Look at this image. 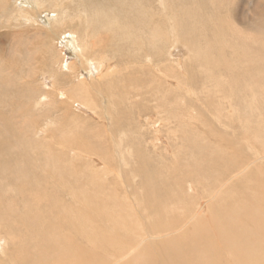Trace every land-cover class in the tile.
Listing matches in <instances>:
<instances>
[{
	"label": "rangeland",
	"instance_id": "374dc122",
	"mask_svg": "<svg viewBox=\"0 0 264 264\" xmlns=\"http://www.w3.org/2000/svg\"><path fill=\"white\" fill-rule=\"evenodd\" d=\"M0 67V264H24L40 241L61 243L43 264H163L151 234L185 203L200 202L205 218L211 196L230 189L225 203L264 212V159L249 148L264 149V0H0ZM221 149L241 152L233 163L256 160L242 174L218 164L222 182L203 185L208 197L175 186ZM167 179L182 204L150 206L149 189ZM38 214L68 222L41 238V224L26 222Z\"/></svg>",
	"mask_w": 264,
	"mask_h": 264
},
{
	"label": "bare ground",
	"instance_id": "6f19581e",
	"mask_svg": "<svg viewBox=\"0 0 264 264\" xmlns=\"http://www.w3.org/2000/svg\"><path fill=\"white\" fill-rule=\"evenodd\" d=\"M57 22V21H56ZM12 23V22H11ZM13 24V23H12ZM74 24V23H73ZM71 25V24H70ZM75 25V24H74ZM73 25V26H74ZM72 26V25H71ZM79 30V29H78ZM76 31V30H75ZM76 33V32H74ZM73 33V34H74ZM66 34V33H65ZM70 36V35H69ZM41 43V42H40ZM95 48V47H94ZM93 48V49H94ZM90 49V48H89ZM90 51V50H89ZM36 52V51H35ZM40 53V52H39ZM38 53V54H39ZM2 58V56H1ZM37 58V57H36ZM39 58V57H38ZM70 59V58H69ZM86 61L87 64H89V67H98L99 70L101 71V67H99L100 65L93 63L90 61ZM98 59V58H97ZM95 59V60H97ZM94 60V58H93ZM92 60V61H93ZM94 60V61H95ZM14 61V60H13ZM36 61V60H35ZM40 61V60H39ZM33 62V61H32ZM90 62V63H89ZM98 62V61H97ZM100 62V61H99ZM4 63V61H3ZM36 63V62H34ZM102 64V63H101ZM255 64V63H254ZM3 65V64H2ZM5 65V64H4ZM70 65V68H75L73 67L72 64H68ZM81 65V64H80ZM83 67V66H82ZM2 68V67H0ZM7 68V67H6ZM35 68V67H34ZM161 68V67H160ZM9 69V68H7ZM162 69V68H161ZM71 70V69H70ZM14 71V70H13ZM158 71V70H157ZM162 71V70H161ZM160 71V72H161ZM170 73V72H169ZM98 74V73H97ZM167 76V75H166ZM169 76H171V78L173 76H175L173 73H171ZM98 81H100V79L102 77L100 76H95ZM100 77V78H99ZM170 78V77H169ZM168 78V80H170ZM256 78V77H255ZM97 81V82H98ZM99 84V83H98ZM177 84V83H176ZM15 85V84H14ZM170 85V84H169ZM179 85V84H178ZM107 87V86H106ZM91 88V87H90ZM60 89V88H59ZM93 89V88H92ZM108 89V88H107ZM94 91V90H93ZM153 92V91H152ZM94 93V92H93ZM145 93V92H144ZM90 96V95H89ZM119 96V95H118ZM97 97V96H96ZM120 99V98H119ZM79 101V100H78ZM25 102V101H24ZM35 103V102H34ZM9 105V104H8ZM13 108V107H12ZM103 108V107H102ZM89 109V108H88ZM87 110V109H86ZM116 110V109H115ZM114 110V111H115ZM94 111V110H93ZM98 111V110H97ZM108 111V110H107ZM119 112V110H118ZM121 113V112H120ZM143 113V112H142ZM13 114V113H12ZM109 115V114H108ZM139 115H142L139 113ZM110 116V115H109ZM116 116V115H115ZM3 117V116H1ZM141 117V116H140ZM8 118V117H7ZM105 118V117H104ZM2 119V118H0ZM11 119V118H10ZM9 119V120H10ZM106 119V118H105ZM219 119V118H218ZM120 120V119H119ZM25 121V120H24ZM11 122V121H10ZM226 127L228 128V125L226 124ZM247 129V126H245V128ZM255 133H258V128L255 127ZM249 130V129H247ZM122 131V130H121ZM124 133V131L122 132ZM234 134L236 133V130L233 132ZM248 132L245 131V135ZM12 134V133H11ZM130 134V133H129ZM160 134V133H159ZM133 136V135H132ZM158 137V136H157ZM244 138H246L245 136H243ZM242 137V138H243ZM246 140V139H244ZM243 141V140H242ZM109 143V142H108ZM243 144V143H242ZM241 144V145H242ZM247 142H245L244 146H246ZM249 144V143H248ZM251 144V143H250ZM154 145V144H153ZM3 146V143H0V148ZM6 147V146H4ZM206 147V146H204ZM229 147V146H228ZM227 147V148H228ZM220 148V147H218ZM250 151L253 153L252 155H257L258 157H261V159H264V149L259 150L258 148H255L251 145H249ZM2 149H5L2 147ZM125 149V148H124ZM201 149V148H200ZM197 149L198 151H200V153H202V150ZM224 149V148H223ZM230 149V147H229ZM239 149V147H238ZM237 149V150H238ZM21 150V149H19ZM157 150V149H156ZM222 150V149H221ZM241 149H239L240 151ZM18 151V149H17ZM204 151V149H203ZM206 151V150H205ZM3 152V151H2ZM196 152V151H195ZM207 153V152H206ZM195 154V153H194ZM209 154V153H207ZM206 154V155H207ZM213 155V157L210 159V161L208 162V159H203L202 165H199L197 163H195L190 169H188V171L186 172V175H178L176 178H172L174 179L173 182L176 183L175 186L176 187H180V188H184V186H182L183 184L186 185L188 188H195L197 187L198 190L201 192V190H203L202 194L207 196V193H205L204 188H206V190H208V187H204L206 185H208L210 187V189L212 188V186H210V183H214L213 182V178H215V183L218 182H222V178L220 176V172L218 169V164L220 163H225L227 162L228 164L226 165L227 170H233V167L237 168V171L242 174L243 173V164L246 163H250L249 161H254L256 160V158H252L250 157V159L248 158V156L245 158L243 156H241L243 159V161H236V162H232L235 159H237L238 155H241V152L239 153L238 151L236 152H232L231 151L229 153L227 152H223V150L221 151V154L218 155L217 157V153H211ZM9 155V154H8ZM198 155V154H197ZM196 155V156H197ZM200 155V154H199ZM1 156V155H0ZM16 156V155H15ZM208 156V155H207ZM8 157V156H7ZM193 157V156H192ZM201 157V156H200ZM202 157L203 154H202ZM255 157V156H254ZM1 158H3L1 156ZM133 158V157H132ZM142 158V157H141ZM199 158V157H198ZM208 158V157H207ZM6 159V158H5ZM16 159V157H15ZM14 159V160H15ZM2 160V159H1ZM13 160V161H14ZM23 160V159H22ZM161 160V159H160ZM202 160V158H201ZM6 161V160H5ZM140 161V160H139ZM196 161V160H195ZM174 162V161H173ZM200 162V161H199ZM141 163V162H140ZM151 163V162H150ZM1 165V164H0ZM136 165V164H135ZM140 165V164H139ZM143 165V164H141ZM190 165V163H189ZM192 165V164H191ZM2 166V165H1ZM162 166V165H161ZM142 167V166H141ZM145 167V166H144ZM153 167V166H152ZM133 168V167H132ZM158 168V167H157ZM6 170V169H4ZM130 170V169H129ZM136 170V169H135ZM139 170V169H138ZM23 171V170H22ZM144 171V170H142ZM139 171V172H142ZM154 171V170H153ZM161 172V171H160ZM228 172V171H227ZM11 174V172H9ZM16 173V172H15ZM159 173V171H158ZM146 174V173H145ZM148 174V173H147ZM153 174V173H152ZM177 174V172H176ZM20 175V174H19ZM165 175V174H164ZM0 180L1 178H7L6 175H4L3 173H0ZM21 176V175H20ZM158 176V175H157ZM161 176V175H160ZM135 177V176H134ZM147 178V177H146ZM160 178V177H159ZM127 179V177H126ZM154 179V178H153ZM262 181H258V184H255L258 189H259V196L261 197V199L258 197V195H255L257 197L256 202H258L259 204H261L262 202L259 201H264V176L262 178ZM4 181V179H2ZM9 180V179H8ZM8 180L6 182H8ZM12 180V179H11ZM150 179L148 178V182L150 184ZM206 180V181H205ZM13 181V180H12ZM160 181H162V179L160 178ZM166 181L167 180H163L162 182V186L163 189L157 187L156 189L154 188H150L148 191V195H147V199L148 203L150 206L153 205L157 206L158 204H162L163 202H169V201H174L175 202V197L180 194H175L174 192H172L170 190V188H168V183ZM235 181V180H234ZM208 184H207V183ZM170 183V181H169ZM206 183V185H204ZM12 184V183H11ZM153 184V183H152ZM204 185V186H203ZM239 185H242V183H239ZM103 186V185H102ZM136 186V185H135ZM148 186V185H146ZM150 186H152L150 184ZM160 186V187H162ZM167 186V187H166ZM234 186V185H233ZM33 187V186H32ZM100 187V186H99ZM140 187V186H139ZM155 187V186H154ZM242 189L244 188L243 186H241ZM149 188V187H148ZM160 189V190H159ZM224 190V189H223ZM230 189H228L226 192L224 190V195H222L223 197L219 198L218 196L215 199V195H212L211 198L209 199V203L212 204V210L211 213H208V216L206 215L205 218H201L199 219L200 214L202 213L200 211L201 208V204L200 202H195V199L192 201L193 203L191 204L189 202V200H187V202L189 203H185V206L182 207V209H179L178 212L175 214L176 217V221H174L173 225H169L166 228H164V230H162L161 232H157V233H153L151 234V243L154 244H158L160 247V250L158 251V253L156 252V254L151 252V257L152 260L154 261V259L156 258L155 256L157 255L158 257L161 258L160 261H164L163 264H214L212 262L213 258H215V256L219 259H224L223 255H225V262L226 263H222V262H218L216 264H264V212H260V213H253L251 210V204H247L246 202L240 200V199H236V200H232L230 199H225V201L228 204V207L226 208V204L223 199L224 197H227L228 191ZM26 192V191H25ZM66 192V191H65ZM214 192V191H213ZM215 192H218L217 190H215ZM29 193V192H28ZM144 193V192H143ZM188 193V192H187ZM21 194V193H20ZM186 194V193H185ZM215 194V193H213ZM23 195V194H22ZM75 195V194H74ZM189 195V194H187ZM129 196V195H128ZM182 196V195H181ZM26 197V196H25ZM127 197V196H126ZM179 197L176 199L177 202L179 201ZM183 197V196H182ZM192 197V195L190 196ZM27 198V197H26ZM77 198V197H76ZM124 198V197H123ZM186 197L184 196V199ZM84 199V197H83ZM128 199V198H127ZM110 200V199H109ZM213 200V201H212ZM215 200L218 202H215ZM77 201V199H76ZM79 201V199H78ZM103 201L100 200V202ZM133 201V200H132ZM232 201V202H230ZM74 202V200H73ZM180 202V201H179ZM178 202V203H179ZM186 202V201H184ZM183 202V204H184ZM107 203V202H106ZM224 203V206L221 207L220 204ZM17 204V203H16ZM180 204H182V202H180ZM196 204V208L194 207V205ZM103 205V204H102ZM107 205V204H106ZM112 205V204H111ZM22 206V205H21ZM69 206V203L63 202L62 207ZM87 206V205H86ZM109 206V205H108ZM113 206V205H112ZM159 206V205H158ZM183 206V205H182ZM73 207V206H72ZM55 208V207H54ZM81 208V205L80 207ZM77 207V209H79ZM87 208V207H86ZM85 208V209H86ZM103 208V207H102ZM214 208V209H213ZM221 208H225L224 212L222 213L221 216H216L215 215V211L219 210ZM260 208V207H259ZM83 210V208H81ZM262 209V207L260 208ZM58 210V209H57ZM82 210H79L82 212ZM264 211V209H262ZM74 211V210H73ZM80 212V213H81ZM171 213V211H170ZM53 214V213H52ZM51 216L47 219V220H42L40 218V214L34 216L33 220L32 218L28 217L29 219H26L30 225H37V223H40L41 227L39 229V232L41 233V238H45V235L47 234V232L49 231V229L52 227V223H55L54 226L55 227H59L60 224L62 223H67L68 221H66V215L64 216V220L62 221V219L58 216L55 217V221L54 218ZM99 214V213H98ZM167 214V213H166ZM172 214V213H171ZM29 215V214H28ZM35 215V214H34ZM79 215V213H78ZM81 215V214H80ZM107 215V214H106ZM157 215V214H156ZM170 215V214H168ZM202 215V214H201ZM11 216V215H10ZM55 216V215H54ZM85 216V215H84ZM173 216L170 215V217ZM21 218V217H20ZM19 218V219H20ZM26 218V217H24ZM79 218V217H78ZM109 218V217H108ZM169 218V217H168ZM17 219V218H16ZM69 219V218H68ZM89 219V218H88ZM116 219V218H115ZM15 220V219H14ZM18 220V219H17ZM22 220V218H21ZM24 220V219H23ZM22 220V221H23ZM107 221V219H105ZM172 220V219H171ZM22 221H19L20 223ZM75 222V221H74ZM81 222V221H80ZM183 222V223H182ZM49 223H51V225H49ZM65 223V224H66ZM120 223V222H119ZM169 223V222H168ZM16 224V223H15ZM170 224V223H169ZM14 225V224H13ZM190 226L192 225L191 229L192 231H189V233H191V235L189 237H183L184 234L186 232H183V234H181V230L184 229L186 226ZM20 226V225H19ZM61 226V225H60ZM68 226V225H67ZM100 226V225H99ZM121 226V225H120ZM15 227V226H14ZM97 227V226H96ZM189 227V228H190ZM20 228V227H19ZM87 228V227H86ZM182 228V229H181ZM61 229V228H59ZM63 229V228H62ZM69 229V228H68ZM106 229V228H105ZM112 229V228H111ZM119 228H117L118 230ZM79 230V229H78ZM99 230V229H98ZM113 230V229H112ZM184 231V230H183ZM54 232V230H53ZM56 232V230H55ZM60 232V231H59ZM79 232V231H78ZM102 232V231H100ZM118 232V231H117ZM181 234L180 236H176L178 234ZM31 234V233H30ZM37 234V232H36ZM87 234V233H86ZM50 235V234H49ZM54 235H56L54 233ZM183 235V236H182ZM31 236V235H30ZM53 236V235H52ZM51 236V237H52ZM149 236V235H147ZM23 237V236H22ZM71 237V236H70ZM182 237L184 238V240L182 239ZM50 238V237H49ZM48 238V239H49ZM32 239V238H31ZM56 239V238H55ZM54 239V240H55ZM144 238L141 239V241ZM50 240V239H49ZM60 240V239H59ZM65 241V239H64ZM145 241V240H144ZM31 242V241H30ZM49 242V241H48ZM60 242V241H58ZM37 243V242H35ZM54 244H49V243H45L41 241L39 242V244L33 247L36 248L37 252H28V254L26 255V259H25V263L24 264H43L45 262V258L48 259L49 256H51V252L53 250L56 249V245H61V243H55ZM66 243V242H65ZM32 244V243H30ZM187 244V246H186ZM184 245V246H183ZM91 246V245H90ZM142 246V243H140V245L136 248H134L132 251V248H129L127 250V254L125 256H121V260H126L127 257H129V255L131 256L134 252H136L140 247ZM10 248V246H8ZM7 247V248H8ZM18 247V246H17ZM31 248V247H30ZM34 248V250H35ZM22 249V248H21ZM145 249H148L145 251ZM24 250V249H23ZM91 250V249H90ZM149 246L148 243H146L145 245H143L142 250H140V252L138 251L135 256L133 257L134 260L136 257H138L139 255L146 253L147 251H149ZM199 250H202V252H200ZM30 251V249H29ZM145 251V252H144ZM56 252V250H55ZM83 252V251H82ZM87 252V250H86ZM47 253H48V258H47ZM54 253V252H53ZM60 253V251H59ZM9 254V253H8ZM86 254V253H85ZM84 254V255H85ZM90 254V253H89ZM54 255V254H53ZM84 255H81L82 257ZM11 256V255H10ZM79 256V257H81ZM23 257V255H22ZM21 257V258H22ZM53 257V256H52ZM75 257V256H74ZM78 257V260L80 259ZM19 258V257H18ZM55 258V257H54ZM14 259V258H13ZM23 259V258H22ZM58 259V258H57ZM17 261V257L15 259ZM53 260V258H52ZM56 260V259H55ZM59 260V259H58ZM61 260V259H60ZM64 260V259H62ZM62 260L60 261V263L62 262ZM77 260V261H78ZM121 260H116V263H118ZM129 260V262L131 261ZM10 261V260H8ZM50 262V260H48ZM57 261V260H56ZM55 261V262H56ZM65 261V262H64ZM63 262L68 264L70 262H66V260H64ZM82 262V260H81ZM84 262V260H83ZM9 263V262H8ZM22 263V262H21ZM46 263V262H45ZM59 263V262H58ZM63 263V264H64ZM76 263V262H75ZM23 264V263H22ZM48 264V263H47ZM52 264V262H51ZM78 264V263H77ZM86 264V263H85ZM88 264V263H87Z\"/></svg>",
	"mask_w": 264,
	"mask_h": 264
}]
</instances>
